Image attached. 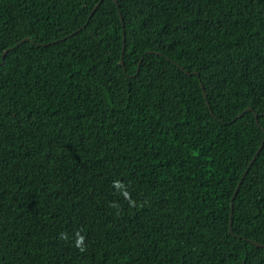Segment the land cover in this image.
Returning <instances> with one entry per match:
<instances>
[{
  "label": "trees",
  "instance_id": "trees-1",
  "mask_svg": "<svg viewBox=\"0 0 264 264\" xmlns=\"http://www.w3.org/2000/svg\"><path fill=\"white\" fill-rule=\"evenodd\" d=\"M116 1L0 0V264H264V0Z\"/></svg>",
  "mask_w": 264,
  "mask_h": 264
},
{
  "label": "water",
  "instance_id": "water-1",
  "mask_svg": "<svg viewBox=\"0 0 264 264\" xmlns=\"http://www.w3.org/2000/svg\"><path fill=\"white\" fill-rule=\"evenodd\" d=\"M102 1H103V0H100V2L95 6V8H94L92 14L95 12V10L98 8V6L100 5V3H101ZM114 1H115V3L118 4V2H117L116 0H114ZM81 29H82V28H80L79 30H81ZM76 32H77V31H75L74 34H75ZM22 42H23V41H21V42L19 43V45H20ZM4 56H5V54H4ZM122 64L124 65V62H123V61H122ZM140 65H141V62H140V64H139L138 72H139V69H140ZM138 72H137V73H138ZM193 73H194V74H198L196 71L193 72ZM251 109H252V108H248L247 110H251ZM240 115H241V114H240ZM256 116H257V114H256ZM257 122H259L258 118H257ZM263 146H264V142L261 144L260 148L258 149V151H257L255 157L253 158L252 162L250 163L249 167H248V168L246 169V171L244 172V174H243V176H242V178H241V180H240V182H239V186L237 187V189H236V191H235V195L238 193L239 188H240V186H241V184H242V181H243L244 177H245L246 174L248 173V171H249L251 165L253 164V162L255 161L256 157L258 156V154H259L260 151L262 150ZM235 195H234V197H235ZM232 204H233V203H232ZM231 222H232V221H231ZM252 242H254V241H252ZM255 244H256L257 246H262V247L264 246L263 244H260V243H257V242H255Z\"/></svg>",
  "mask_w": 264,
  "mask_h": 264
},
{
  "label": "clouds",
  "instance_id": "clouds-1",
  "mask_svg": "<svg viewBox=\"0 0 264 264\" xmlns=\"http://www.w3.org/2000/svg\"><path fill=\"white\" fill-rule=\"evenodd\" d=\"M83 239L84 238L82 236L78 238V240L76 241V243H77L78 246H80V245L83 244Z\"/></svg>",
  "mask_w": 264,
  "mask_h": 264
},
{
  "label": "bare ground",
  "instance_id": "bare-ground-1",
  "mask_svg": "<svg viewBox=\"0 0 264 264\" xmlns=\"http://www.w3.org/2000/svg\"><path fill=\"white\" fill-rule=\"evenodd\" d=\"M207 95V94H206Z\"/></svg>",
  "mask_w": 264,
  "mask_h": 264
}]
</instances>
